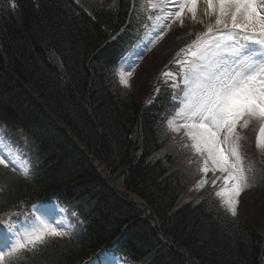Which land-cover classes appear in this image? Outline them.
I'll use <instances>...</instances> for the list:
<instances>
[{"label":"trees","instance_id":"1","mask_svg":"<svg viewBox=\"0 0 264 264\" xmlns=\"http://www.w3.org/2000/svg\"><path fill=\"white\" fill-rule=\"evenodd\" d=\"M145 20L141 0H0V122L25 133L38 161L31 180L0 170V213L55 198L85 225L16 264H86L107 245L143 264H264V203L255 220L245 205L246 218L228 217L213 195L176 207L200 171L166 134L178 91L152 79L206 28L186 20L194 30L167 47L175 26L127 88L116 68ZM253 165L263 191L264 158Z\"/></svg>","mask_w":264,"mask_h":264},{"label":"snow or ice","instance_id":"2","mask_svg":"<svg viewBox=\"0 0 264 264\" xmlns=\"http://www.w3.org/2000/svg\"><path fill=\"white\" fill-rule=\"evenodd\" d=\"M203 2L210 18L206 30L188 46L187 58L179 61V72L163 74L181 78L180 83L172 84L180 92L172 96L179 107L167 120V125L172 132L185 129L191 148L202 159V172L224 174V187L215 195L235 217L240 195L252 186L248 170L243 165L240 144L243 138L239 129L258 122L260 131L256 147L264 152V0ZM173 4L177 10L170 9ZM141 10L147 11L149 19L158 18L153 16V11L163 13L165 27H171L176 20H180L182 26L185 10L195 20L197 0H141ZM156 38H161V33H157ZM124 67L125 61L122 60L116 74L120 83L129 87L128 78L132 71L125 73ZM127 67L131 69L133 65ZM0 165H11L14 171L25 177H29L32 171L21 150L2 135ZM206 183L201 180L197 188ZM212 183L215 184V180ZM4 227L7 231L4 249H0V264L6 255L19 257L38 251L51 238L67 234L60 223L53 226L39 217L30 225L21 226L17 221H9ZM93 264L97 262L93 261Z\"/></svg>","mask_w":264,"mask_h":264},{"label":"rangeland","instance_id":"3","mask_svg":"<svg viewBox=\"0 0 264 264\" xmlns=\"http://www.w3.org/2000/svg\"><path fill=\"white\" fill-rule=\"evenodd\" d=\"M101 2H103V0H100ZM174 8V9H172ZM170 9L171 10H177L175 9V6L174 4L173 5H170ZM206 11H207V6L206 4L203 2V0H197V11H196V17H195V20H194V23L196 24V21L202 25V24H206L207 21L210 19L208 15H206ZM187 13H189L187 10H185V12L183 13V15H186ZM164 15L163 13H160V15ZM191 14V13H189ZM194 23H186L185 21H183V25L181 26V22L178 26H176L177 28L175 29V31L173 32L174 33V36L173 38L170 39V41L168 43H166V46L167 47H170L173 43H175V40L177 39H180L182 37V35L186 34L188 31L190 30H194L195 28V24ZM180 31H184V34H182ZM156 39V35L153 34V32H150L149 31V34L147 35V37L145 38L144 40V43L141 44L140 48H139V54H142L144 53L148 47L152 44L153 41H155ZM161 51H159L158 53L156 54H160ZM137 55L138 54H135L133 55L131 58H129L127 60V62L125 63V67H124V71L125 73L128 71V70H131L137 65V63L139 62V60L137 59ZM159 55L157 56H154L150 59H148L145 63V65L142 67V70L138 73L137 75V83H142L143 80H145L147 78V72L150 71V65L151 63L154 62V60L158 57ZM142 57V56H141ZM128 64H131L133 65V67L131 69H128L127 65ZM157 73L154 74L153 76V83H155L157 81ZM128 82H129V85H130V79L128 78ZM249 131L251 129V126L249 124V126L245 129H241L243 130V139H244V136L246 139H250V136L247 132V130ZM260 131V130H259ZM3 133V132H2ZM170 133L176 137L178 139V150L179 151H182V158L184 160H189L190 163H188L189 166H191L193 169L195 170H200L202 169L203 167V162H202V159L200 158V156L198 154H196L193 149L191 148V141L189 140V148L185 147V146H182L183 144L181 143V140L184 138V137H187L185 135V129L181 128L179 132H172L169 128H167L166 126V134H168L170 136ZM4 134V133H3ZM242 134V133H241ZM240 134V135H241ZM5 135V134H4ZM259 135V132L257 133V136ZM188 138V137H187ZM256 141H257V138H256ZM255 141V142H256ZM260 150V149H259ZM261 151V150H260ZM262 152V151H261ZM202 172V171H201ZM203 173V177L204 179H208V181H213L215 180V183H217V185L219 186V190L224 187V174L220 173V172H216V173H213L211 171L207 172L206 174L204 172ZM213 183L211 182L209 187H208V193L207 194H210V193H216L217 191L219 190H216L215 192H212V187ZM249 189V188H248ZM198 192L197 191H193V192H189L188 194H186V196L182 199V201H184L185 199L187 200H190L192 199ZM217 197V196H216ZM220 203H221V200L220 198L218 197ZM264 203V191H259L257 190L256 187H253V191H250L246 194V197H245V209L248 208V216L251 217L253 220L256 219V212L260 209L259 206H261L262 204ZM255 207H259V208H255ZM222 209L226 212V213H229L226 209L225 206H222ZM38 214H39V211L41 209H36ZM246 211V215H247V210H244ZM41 219L45 220L47 219L48 217H43V216H39ZM244 218H246V216H243ZM243 218V219H244ZM51 219V218H50ZM242 219V218H241ZM250 219V218H248ZM49 223V222H48ZM31 224V223H30ZM53 224V223H52ZM54 226V224H53ZM120 264H127L125 262H120ZM133 264H140V263H133Z\"/></svg>","mask_w":264,"mask_h":264},{"label":"bare ground","instance_id":"4","mask_svg":"<svg viewBox=\"0 0 264 264\" xmlns=\"http://www.w3.org/2000/svg\"><path fill=\"white\" fill-rule=\"evenodd\" d=\"M123 173H122V171H121V173H120V175H122ZM120 179H121V177H120ZM201 180H206L207 181V183L202 187V188H197V184L201 181ZM200 181H197L196 183H195V185L192 187V189H191V191H200V190H203V189H205L206 187H207V185H208V179H201ZM114 182H113V180L110 182V183H108L107 184V186H106V189L107 190H113L114 189ZM186 204V203H185ZM243 214H244V216H246V211H243ZM228 215V217H230V218H233L232 217V215L230 214V213H228L227 214ZM84 222V221H83ZM100 252H101V259L102 260H106V261H111V262H114L115 261V258H116V251H115V249L112 247V246H109V245H107V246H105V247H103V248H101L100 249Z\"/></svg>","mask_w":264,"mask_h":264}]
</instances>
